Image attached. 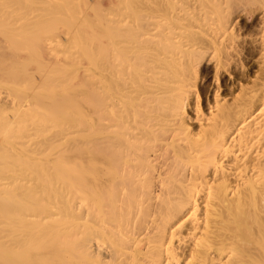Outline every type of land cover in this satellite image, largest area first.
Listing matches in <instances>:
<instances>
[{"label": "bare ground", "instance_id": "bare-ground-1", "mask_svg": "<svg viewBox=\"0 0 264 264\" xmlns=\"http://www.w3.org/2000/svg\"><path fill=\"white\" fill-rule=\"evenodd\" d=\"M202 1L198 11H115L104 24H94L88 174L76 173L74 184L65 178L67 170L51 173L60 184L53 182L54 189L49 178L50 196L43 191L47 183L37 179L39 171L35 186L27 170L38 190L27 179L28 187L16 189L30 200H25L28 220L22 221L43 230L42 236L36 232L43 251L3 250L0 264H264V0L255 4L259 17L249 50L235 11L248 0ZM169 22L183 27L169 29ZM247 52L256 72L244 82L237 78L231 96L217 87L209 95L199 87L204 62L216 83L224 74L245 75ZM4 100L0 96L1 110L35 114L22 100ZM41 182L45 185L37 186ZM55 190L59 208L52 214L43 195L54 199ZM45 211L51 215H39ZM50 216L56 230L48 222L41 225ZM10 221L7 230L14 233L16 220Z\"/></svg>", "mask_w": 264, "mask_h": 264}, {"label": "rangeland", "instance_id": "rangeland-1", "mask_svg": "<svg viewBox=\"0 0 264 264\" xmlns=\"http://www.w3.org/2000/svg\"><path fill=\"white\" fill-rule=\"evenodd\" d=\"M251 1L252 3L254 2V6L251 4ZM251 1L248 3L245 1L247 5H243L244 1L242 2V6L240 3L241 1L235 5V7L238 8V10L235 8L237 24L240 27L239 31L241 30L242 32H239V36L245 40L248 39V44L246 41L243 42L244 49L246 46L247 50L250 49L249 38H252L254 35L252 33H256L255 19L257 16L259 17V11L256 10L257 5H255L257 0ZM202 2V0H0V96L2 99H5V102L22 100L24 103H28L35 108V114H33V116H35L36 113L38 114V117L35 116L36 119L33 116H27V114V117H25V115L19 112L21 114L20 116L18 112H12L9 107V109L4 107L8 112L0 109V187L2 189V191L0 189V193L2 192L1 195L4 196L0 197L2 199V202L0 201V205L2 204L0 211L5 209L9 211L8 207H10V211L7 214L6 210L5 212L3 211L6 215L4 223L3 219L1 220V217L3 218L4 216L3 212V216H0V220L2 221L0 222V251L7 249L9 251L14 249L16 251H43V247H38L43 244V237H41V240L39 238V236H42V229L39 232L36 231L37 229H31L30 227L32 225L28 224V222L27 224L31 226H28L29 228L25 227L27 226V224H24L26 222L25 219H27L26 213H28L26 212L25 206L29 204L30 200H27L29 198L25 190H23L22 193L24 192L26 197L22 196V193L18 195V189H24L28 186L37 189L35 187L36 182L43 179V182L45 184L47 183L45 186L47 189L45 188L44 190L43 188V191L45 193L47 192V194L49 192V195L52 196V185H50V187L47 186L49 185V178L52 180V177H50L51 173L52 176H59L62 170H67V177L65 176V178L69 179L71 183L74 184L77 180L76 173H79V175L84 173L85 176L88 174L87 162L92 129V113L90 109V83L92 74L91 33L92 28L95 26L94 24L98 25V22L99 25L104 24L106 22L105 20H109L110 14L115 11H142L143 9H154L164 13L189 12L191 9L195 11L197 9L201 10ZM252 9L255 14L249 13ZM187 23V21H183L184 25ZM165 27L169 29L173 27L175 31L179 32L180 28L183 26L181 24L169 22L165 24ZM245 55L244 66L247 69L245 75L241 72H237V75L233 78L224 74L218 83L212 79V70L209 64L204 62L200 71L199 87L202 89L203 86L204 89L202 90H204L205 93L207 91L209 95L212 90L217 87L216 89H218V91L221 90L220 93L223 92L222 94L225 93L226 96H231L232 93L238 90V83L236 84V82H238L236 80L237 78L239 81L244 82V80L250 77L253 78V74L256 72L255 68H257V66L255 62L252 61L253 57L251 58V54L248 52ZM215 84L217 86H215ZM205 93H203V96ZM21 107H23V104L20 108ZM37 108L39 110H37ZM190 110L191 108L189 111ZM191 111L189 112L190 114L193 113ZM22 116L25 118H22ZM49 143L51 144L49 145ZM64 148H68L69 150L79 148L78 150L80 151L63 153L61 149ZM37 149L39 151H37ZM42 150L46 151L42 152ZM6 153L8 155H6ZM11 155H14V157ZM29 165L32 166L30 167ZM39 167L41 168L39 169ZM50 167L51 169L48 170ZM74 167H76V169H74ZM25 168L26 170H24ZM27 170L34 172L30 173L33 175V179L37 178L36 175L39 173L38 180H34L35 186L32 185L33 183L31 184L33 181H30L31 175H28L29 171ZM24 172L25 177H23ZM54 172H57V175H55L56 173L54 174ZM43 173L46 175L45 178H43ZM20 174L22 176H20ZM39 177L41 179H39ZM46 177L48 179H46ZM21 178L23 180H20ZM56 178L57 177H55V179L53 178L52 183L54 180L56 181ZM16 179L21 182L18 183ZM26 179H30L27 183L28 186L26 183L24 184ZM12 181L16 182L14 183L16 186ZM43 182H41V184L38 183L37 186H42ZM54 183H56V186L58 183L60 184L58 179L57 182ZM5 184L7 185L6 187L4 186ZM8 184H10V186H8ZM19 184H21V187ZM22 184L26 186L23 187ZM56 186L54 184V189ZM3 188L4 190L6 188L7 191L11 190L12 194H14H10L11 192L9 194L6 193L7 191L5 192ZM57 190L54 192V199L50 197L51 200H48L47 197L49 196L45 193V195H43V197L47 198H43V201L45 200V202L48 203V207L52 203V214L58 213L56 209L59 208V205L56 207ZM41 194H43V192ZM10 195L14 197H10ZM15 195L18 198H23L24 201H28V203L26 201L25 203L22 202L23 204L19 203L20 198L16 200L17 197ZM4 198H6V200ZM8 198L12 200L15 198L18 203H14L12 200L9 201L7 200ZM50 201L51 203H49ZM2 207H4V209H2ZM14 207L17 208L14 209ZM48 207L47 210H51L50 207ZM54 208L55 211H53ZM18 209H21L20 212ZM14 210H17V212ZM18 212L23 215H17L19 214ZM51 212L45 211L41 212L39 215L43 213L51 215ZM9 213H15L14 215L12 214L13 218L14 216L15 218H11V221L13 222V220H16L12 224L16 223L17 225H11L18 230L16 231L14 228L10 227L13 229L14 233L9 232V229L7 230L10 226L9 221L11 214L9 215ZM7 215L9 217H7ZM51 218L48 219L50 221L43 218L45 221L42 222L44 224L41 223V225L46 227L48 222L49 226H53V228H55L54 230H56V223H53L54 221L56 222V219ZM22 219L25 222L22 221ZM43 219L41 221H43ZM5 221L7 224L9 223V226H6ZM25 228L29 231L27 229L26 231ZM30 230H32V232ZM33 230L35 231L34 233ZM25 231L28 232L26 233V236L28 235L27 237H24ZM15 232L21 234L24 232V235H19V233L16 234ZM30 232L31 234H29ZM36 232L40 235L38 236ZM33 234H35L34 238L37 235L36 239L38 237V241L40 240L38 245L35 242L36 239L32 238ZM31 239L34 240L31 241ZM22 240L25 241L23 242ZM30 241L35 244L30 245ZM20 243L21 245H19ZM16 244H18V247ZM21 246L24 248L21 249ZM7 258L12 259V254H10V256L8 255Z\"/></svg>", "mask_w": 264, "mask_h": 264}]
</instances>
